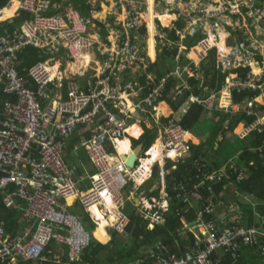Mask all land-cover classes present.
Listing matches in <instances>:
<instances>
[{"label":"built area","instance_id":"built-area-1","mask_svg":"<svg viewBox=\"0 0 264 264\" xmlns=\"http://www.w3.org/2000/svg\"><path fill=\"white\" fill-rule=\"evenodd\" d=\"M97 1L107 8L104 18L99 17L94 4L91 17L67 13L66 22L35 19L27 23L25 33L0 37V203L19 213L25 223L24 229L12 235L0 220V264H43L45 252L53 243L68 248L70 261H79L82 250L92 238L96 239L93 231L100 219L94 207L106 221L103 229L107 235L111 231L124 234L130 221L124 204L149 179L155 166L161 201L151 198L149 203L142 197L138 214L152 230L164 223L165 213L174 210L180 214L177 236L186 242L180 253L158 241L143 246L141 255L125 264H223L225 256L237 260L244 249L256 251L264 264V216L255 211L257 221L246 226L244 212L235 204L230 207H236L239 213L224 216L221 212L228 208L226 201L214 189L218 183L223 191L228 186L236 187L246 178L235 162L217 169H208L198 160L190 162L191 172L171 184V203L164 174L183 163L190 156L189 144H194L185 138L186 131L179 121L170 116H164L166 121H156L153 143H157V156L148 169L145 162L152 157L153 143L146 150L143 147L134 168L126 167L121 156L128 157L135 146L122 155L117 149L124 136L135 137L129 133L137 124L132 122L134 113L155 114V120L163 118L158 107L170 74L158 78L151 88L150 75L145 74L142 83L137 73L146 70L164 46L173 45L176 54L171 76L180 81L174 83L172 97L192 89L185 74L201 78L200 93L191 92L184 101V114L190 103L209 112L237 115L243 110L247 117L256 119L250 125L241 122L243 129L237 135L243 139L260 126L264 135V0H153L154 5L163 7L158 16L168 13L174 18L167 26H162L158 16L153 18L154 58L148 52L146 1ZM24 8L30 10L32 1L26 0ZM224 17L234 21L228 20L223 29L208 28L209 20ZM165 29L174 31L175 38H169L171 32L167 34ZM218 30L225 34L241 32L243 40L230 45L226 42L228 50L223 52L216 43ZM212 34L216 37L214 43H210ZM197 35L192 44L185 43L188 36ZM24 46L38 48V57L44 58L21 74L17 68L21 60L15 50ZM214 48L216 66L228 72L218 89L204 83V70L192 69L201 65ZM86 53L91 56L89 61L84 59ZM184 55L189 59L179 64ZM70 63H76L74 69L69 68ZM140 82L149 89L146 95L137 91ZM245 91L255 95L242 98L241 103L235 100L234 93ZM74 137L78 138L76 148L86 153L93 168L84 193L79 192L75 179L77 166L66 161L68 143ZM263 149L264 139L260 151ZM166 161L172 163L169 169H165ZM145 171L148 177L138 183V176ZM228 174L234 177L225 182ZM78 194L90 211L95 226L92 231L68 209L66 202ZM233 195L238 197L240 192L235 189ZM188 234L193 238L189 239Z\"/></svg>","mask_w":264,"mask_h":264},{"label":"trees","instance_id":"trees-1","mask_svg":"<svg viewBox=\"0 0 264 264\" xmlns=\"http://www.w3.org/2000/svg\"><path fill=\"white\" fill-rule=\"evenodd\" d=\"M51 2H58L59 0H50ZM11 0H0V35L3 33L2 30L4 28L8 29L11 32H16L17 29H21L25 20L32 18L27 13L21 12L18 17L11 22L4 21L10 19L14 16L16 9L13 11H8L7 6ZM71 3L74 7L86 16L89 13L91 8L88 5V0H71ZM6 8V9H5ZM141 32L144 34L145 29L143 28ZM234 40L233 43L237 44L239 41L243 40V36L241 32H234ZM103 34H106L103 31ZM197 36L187 37L189 41H185L187 45L192 44L196 39ZM169 38L174 37V31H171V36ZM176 52V46L174 48L170 47H163L162 55L164 57V62L167 63V57L171 59L174 57ZM38 51L32 48L25 49L22 53L23 59V68L29 67L31 64L35 63L37 60L41 59L37 57ZM186 56V55H185ZM185 58V57H184ZM187 59V58H185ZM216 48L211 49L208 57L202 61L201 69H204L208 74L209 84L210 86L214 87L216 83V89L220 88L222 83L224 82L225 76L228 72H222V68H218L216 66ZM166 66V69L163 71L164 67L160 66L158 62H154L149 65L148 69L152 73L156 75V79L161 78L165 71L169 70L170 65L169 63ZM160 69H159V68ZM21 72L25 74L26 72L21 69ZM123 77H128L124 75ZM190 81L189 83L193 86L191 90H185L184 95L181 96L177 103L172 105V108L176 110L178 105L181 103V100L184 99L189 93L191 92H199L200 89L198 88V82H196L193 77H187ZM143 83L145 82V78H140ZM175 80L173 76H169L167 80V87L166 92L170 89V87L174 84ZM254 92H242L240 94L234 93L235 100H241L242 98H247L254 96ZM160 111L164 115H168V107L165 104V101L159 105ZM208 112L203 109L202 106L199 105H191L189 110L186 114L180 119L179 124L180 126L186 131L191 132L195 129L197 125L203 123V117ZM164 121V118H161ZM256 117H247L246 113L241 110L239 113L231 114L225 113L222 111H215L212 112L211 118V130L208 133L207 138H202V142L198 145L189 144L190 150V157L186 159L183 163H178L176 165L175 170L169 171L167 174L164 175L167 191L169 193L171 203L173 202V194L170 190L171 183L173 181L182 180L191 172L192 168L190 167V162L194 160H198L201 164L206 165L208 169L212 168H220L223 164L229 162H235L237 166L246 173V178L241 181L238 186V192L246 193L249 195H253V198L257 201H261V204L257 206V211L261 212L264 216V149L262 152L260 148L262 146L263 140V133L260 132V128L252 130L248 136L244 139L240 138L234 130L240 131L242 129V125H239L241 122L245 121L247 125L252 124L255 121ZM239 125V126H238ZM238 126V127H237ZM137 126H133L132 132L135 135H138L139 130L136 132ZM229 131L232 132L236 138L243 141L245 143V147L239 153H235L234 155H230L229 157H222L221 159L214 158V153H212L211 149L214 148L215 140L220 136L222 137V141L224 142L226 137L225 133ZM197 132V131H195ZM199 133V132H198ZM156 138V130L155 129H148L145 128L144 134L140 137L136 144H142L144 149H148L150 145L154 142ZM78 138L74 137L70 143H68L66 159L69 155L71 149L77 145ZM129 141L124 140L122 141V145L128 147ZM121 149V148H120ZM211 153V155H210ZM172 165L170 161H166L165 169H169ZM232 177L231 174H228V177L224 180L225 182L229 181ZM158 179V168L155 166L152 170V173L149 177V180L146 181L145 185H147V190L149 187ZM145 186L141 187V190L144 189ZM214 189L216 190L217 196H220L223 192L222 184L218 183L214 185ZM139 190V191H141ZM150 197L158 198L157 191H152L149 193ZM242 211L245 215V220L247 221V226H251L254 221L256 220L254 209L249 207H241ZM79 211V210H77ZM124 212L128 214L130 218L129 225L125 228V234L120 235L111 231V239L108 240V236L104 230H94L93 235L94 237L102 242L99 243L95 239H91L89 246L86 249H83L81 252V258L79 261H70L67 257V252L65 254V258L58 262L54 260L52 257L47 258L43 261V264H125L129 263L130 261L134 260L137 255H141V249L143 246H149L155 242L165 243L169 245L173 251L180 253V247L183 245L186 240L180 239L177 236L176 230L181 226L180 223V214L176 215L174 210L170 213H167L165 216V221L161 225L155 226L152 230H148L147 222L143 221V219L138 214V209L136 205L133 203H128L125 206ZM80 219L86 225L88 231H92L94 225L88 219V215L86 213H79ZM0 220L4 221L5 228L7 233L15 234L17 231L25 228V223L22 219V216L14 210L5 208L0 203ZM106 242V243H105ZM178 243V245H177ZM245 251L241 256L234 261L230 256H225L223 264H260L258 259V253H253L250 250L244 249ZM242 251V252H243ZM241 252V253H242ZM48 256H51L48 254ZM256 259V260H254ZM22 264H32V261L21 262Z\"/></svg>","mask_w":264,"mask_h":264},{"label":"crops","instance_id":"crops-1","mask_svg":"<svg viewBox=\"0 0 264 264\" xmlns=\"http://www.w3.org/2000/svg\"><path fill=\"white\" fill-rule=\"evenodd\" d=\"M146 2H147V8H144V12H145V14H147V12L149 11V7H148V0H145ZM15 1H11V6H14V7H16V2L14 3ZM156 2H157V0H156ZM157 5L158 4H153V11L156 13V14H159V13H161L163 10H158L157 11V8H155V7H157ZM86 16H89V17H91V14H90V10H89V13L88 14H86ZM169 16H170V14H169ZM99 17L100 18H102L101 16H100V14H99ZM12 20V21H11ZM9 22H13L14 21V18H12ZM173 22V21H172ZM172 30H169V34H170V32H171ZM184 41H189V39H185ZM171 48H174V45L171 47ZM175 54H176V52H175ZM174 57H175V55H174ZM174 57L171 59L170 57H167V59H166V61H167V63H165V62H163V61H160L159 62V65L160 66H163L164 67V69H163V71L166 69V66L165 65H167L168 63H169V65H170V68H169V70H167V71H165L163 74L165 75V74H170L171 75V73H173V71H174V69H173V63H174ZM187 58V59H189L187 56H181V58L178 60V62H179V64H183V63H185V60H187V59H185V58ZM163 59H164V57H163ZM74 64H76V63H74ZM159 68V67H158ZM21 69H23V66L20 68V70ZM160 69V68H159ZM192 69H193V71H202V70H204V69H201V65H199V66H192ZM145 74H149L150 75V81H151V88L153 87V86H155L158 82L156 81L157 79H156V75L154 74V73H152L151 71H149V69H146V70H144L142 73H140L139 75H138V73H137V76H138V78L137 79H140V78H145ZM184 77L185 78H187V76H186V74L184 75ZM193 79L196 81V82H199L200 80H201V78H198V77H196V76H194L193 77ZM175 80V79H174ZM204 83L205 84H209L208 82H209V80H208V74L206 73V71L204 70ZM141 81V80H140ZM146 81V80H145ZM179 81H180V79L178 78V77H176V80H175V84H179ZM142 82V81H141ZM139 83L138 84V86L139 87H137L138 88V90L137 91H139V95H146V92L149 90L148 89V87H145V86H143L142 85V83ZM190 81L187 79V83L190 85V83H189ZM218 84L216 83V85L214 86L215 88H216V86H217ZM192 86V85H191ZM167 87V86H166ZM192 89H193V86H192ZM151 90V89H150ZM172 90L174 91V84L170 87V89L167 91V93L166 94H164L165 92H166V89L163 91V96H162V100L163 101H165V104L167 105V107H168V111H169V114H168V116H170V117H172V118H175L176 120H178V121H180V119L186 114V112L189 110V108H190V106L191 105H196V104H189V106H188V108H187V110H186V112H185V114L183 113V108H184V101L185 100H187L188 99V97H189V95H190V93L184 98V99H182L181 100V103L178 105V107L176 108V110H174L173 108H172V105L173 104H175V103H177V101H178V99L181 97V96H183L184 95V92L181 94V95H177V94H174V95H176V97L175 98H173L172 97ZM185 91V90H184ZM138 93V92H137ZM193 93H195V92H193ZM137 97V94L136 95H133V96H131V98H130V101L131 100H135V98ZM122 98V97H121ZM124 104H126V101H124ZM224 104H226V101H224ZM203 109H205L204 107H203ZM207 111V110H206ZM208 113L203 117V119H202V121H211V118H212V111L211 112H209V111H207ZM155 116H157V115H155L154 114V116H152L150 113H148V114H144L143 116H140V115H138L137 113H134V120H135V122L137 123V125H135V126H137V129H136V132L139 130V133H138V135H136L137 137H139L140 135H143L144 134V132H145V128H148V129H157V127L155 126V124H156V121H163L162 119H160V120H155ZM165 115L163 114V118H164V121H166V120H168L166 117H164ZM143 121H149L150 122V125H151V127L149 126V125H145L144 123H143ZM242 124V123H241ZM141 127V128H140ZM201 128V127H200ZM200 130V129H199ZM198 131V130H197ZM237 132V131H236ZM189 135L188 137L186 136L185 138H187V139H192V140H194V141H197L198 143L196 144V145H198V144H200L203 140L202 139H200V138H198L197 136H195L194 134H192L191 132H186V134L185 135ZM137 137H134V138H130L128 135H126V136H124L123 138L124 139H126V140H128L129 141V146H132V145H134L135 147H137L138 145L136 144V141H138V139H137ZM129 138V139H128ZM139 139H140V137H139ZM72 140H74V138H72L70 141H69V143L72 141ZM142 145V144H141ZM216 149V148H215ZM190 157V156H189ZM188 157V158H189ZM188 158H185L184 160H186V159H188ZM67 161L69 162V163H72L73 165H75V166H77V168H78V171L76 172V174H75V179H76V181L78 182V189H79V192H81V193H84L85 191H87L88 190V187H89V175L93 172V168L91 167V165L89 164V160H88V158H87V156H86V153L82 150V149H78V148H76V146H74L72 149H71V151H70V153H69V155L67 156ZM171 171V170H170ZM169 172V171H168ZM168 172H166L165 174H167ZM164 174V175H165ZM147 180H149V179H147ZM164 180H165V178H164ZM178 181V180H177ZM173 182H175V181H173ZM172 182V183H173ZM146 183V182H145ZM145 183H143L142 185H140L139 186V189H141V187L144 185L145 187H144V191H146V192H148V193H150V192H152V191H157V193H158V198H155V197H150L149 196V198H148V200H149V203L151 202V198H155L156 200H158V201H161V199H160V193H159V185H157V182L155 181L150 187H149V189L147 190V185H145ZM171 183V184H172ZM165 186H166V182H165ZM234 186V185H233ZM238 185H236V187L234 186V190H229L230 189V187L228 186V189H226V190H224L222 193H221V195H220V197H223L224 198V200L226 201V206L228 207V208H225V209H223V211L221 212L224 216H231V215H236V214H238L239 212H237L236 214H230V212H229V207H230V204H235L236 205V207L239 209V210H241V207H243L242 206V204L240 203V201L238 202V199H237V197H235L233 194H234V192H235V189H237L238 190V187H237ZM166 192L168 193V191H167V187H166ZM170 190H172L171 189V186H170ZM228 190V191H227ZM239 191V190H238ZM172 192V191H171ZM81 194H78L77 196H75V197H70V198H73V200H72V202H69V199H68V201L66 202L67 204H68V209L73 213V214H75V215H77L78 217H80V215H79V213L80 212H82V213H86L87 215H88V219L91 221V223L94 225V223H93V219H91V217H90V211H88V210H86L85 208H84V206L82 205V203L80 202V198H79V196H80ZM168 195H169V193H168ZM240 196H245V198L248 200V202H249V205L247 206V207H251V208H253L254 209V214H255V211L256 212H258L257 211V206L258 205H260L261 204V201H257L256 199H254L253 198V195H249V194H246V193H241L240 192ZM240 203V204H239ZM255 207H254V206ZM96 207H94V209H95ZM77 210H79V211H77ZM102 216V215H101ZM103 217V216H102ZM81 218V217H80ZM103 219L104 218H101L100 219V221H98L99 222V224L101 223L102 224V221H103ZM82 221V220H81ZM83 222V221H82ZM84 223V222H83ZM94 228H95V226H94ZM93 228V229H94ZM108 236V235H107ZM108 241H109V236H108ZM184 244V243H183ZM177 245H178V243H177ZM172 249V248H171ZM48 250H51L52 252H51V257L54 259V260H56V261H62L65 257V254H66V252H67V247L66 246H64V245H61V244H58V243H53L52 245H50L49 247H48ZM180 251H181V247H180V249H179ZM247 250H249V249H247ZM250 251H252L253 253H257L256 251H254V250H250ZM176 252V251H175ZM245 251H243L241 254H243ZM48 258V257H47ZM261 264V263H260Z\"/></svg>","mask_w":264,"mask_h":264},{"label":"bare ground","instance_id":"bare-ground-1","mask_svg":"<svg viewBox=\"0 0 264 264\" xmlns=\"http://www.w3.org/2000/svg\"><path fill=\"white\" fill-rule=\"evenodd\" d=\"M11 1H15L16 2V7L11 6L12 3L10 2L9 5L7 6V10L8 11H13V10L16 9V12L14 13L15 17L13 16L14 19L16 17H18L21 12L29 14V16H31L32 18L25 20V22H24L23 26L21 27V29H17L16 32H11L8 29L4 28L2 30L3 33L0 35V37L5 36L6 34H8V35H17V34L25 33L26 30H27V23L31 22V21H34L35 19L58 18V19L62 20L63 22H66L67 21V17H66L67 13L68 14H72V16H83V14H81V12L74 7V5L71 3V0H59L58 2H51L50 0H31L32 1V8H29L30 10H26L24 8L26 0H11ZM94 4H96V6L98 8L100 16L102 18H104L106 10H107L106 6L105 5H100L97 0H88V5L92 6ZM45 5H47V7H45ZM148 7H149V11L147 12V14L144 17V19H145V22L147 23V25L149 27L148 52L152 56V58H154L155 54H154V48H153V18L157 17L158 14H156L153 11V7H154L153 6V0H148ZM2 11H0V12H2ZM158 18H159V21L161 22L162 26H167L166 23H168V25H169V23L174 19L172 16H169L168 13H164L163 16H158ZM162 18H165V22H162V20H161ZM11 19H12V17L10 19L4 21L3 23H5L7 21L9 22ZM1 24L2 23H0V25ZM220 34H222V38L219 36V38L217 39L216 43L218 44V46L221 49V51L224 52V51L228 50L227 47H226L227 34H225L222 30H218V35H220ZM212 37H215L214 34L211 35L210 43H214L215 40H216V37H215V39H212ZM25 49H29V47L24 46L21 49L15 50V52L18 55L19 60H21V63L17 65L18 71L21 74H23L21 72V70H20V68L23 65L22 53L24 52ZM32 49H34V48H32ZM36 49H38V48H36ZM37 57H38V55H37ZM90 57H91L90 54L86 53L85 56H84L85 61H89ZM38 58H41L39 60H42L44 57H38ZM58 64L59 63H57L55 65V67H54L55 69L58 67ZM69 68L70 69H74L75 68V64L74 63H70L69 64ZM23 70L27 73L28 68L24 67ZM158 110H160V106L158 107ZM132 128L129 130V133L131 135L137 137L132 132ZM240 131H237V132H240ZM186 136L188 137L189 135L187 134V135H185V137ZM124 140H126V139L123 138L121 141H119L117 148H119V149L121 148L123 151H129L130 150V146L129 145H128V147H125V146L122 145V141H124ZM156 148H157V143L155 142V143H153V149L150 151V153L152 154V157H151V159H149V160H147L145 162L147 164V168L146 169H148V167H149L148 165L150 163H152V161H154L156 159V156H157ZM146 172L147 171H145V173H142L141 175L138 176V183L142 182L145 178L148 177V173H146ZM69 202H72L71 198L69 199ZM110 206H111V203L108 202V207H110ZM105 224H106V221H104L103 224H101V226L98 225V227L95 230L103 229Z\"/></svg>","mask_w":264,"mask_h":264},{"label":"rangeland","instance_id":"rangeland-1","mask_svg":"<svg viewBox=\"0 0 264 264\" xmlns=\"http://www.w3.org/2000/svg\"><path fill=\"white\" fill-rule=\"evenodd\" d=\"M110 6V5H109ZM163 9V7H162V5H160V4H158L157 5V11L158 10H162ZM15 17V16H14ZM13 18V17H12ZM162 20V22H165V18H162L161 19ZM228 20H231V21H234L233 19H231V18H216L215 20H209V26H208V28H212V29H223V27H224V24L225 23H228ZM166 25H168V23H166ZM233 32V31H232ZM228 34V33H227ZM231 33L229 32V34L227 35V37H226V42L230 45V44H233V40H234V33L233 34H231ZM221 38H222V34H220L219 35ZM212 39H215V37H212ZM211 39V40H212ZM218 45V44H217ZM35 50H37V49H35ZM155 61H157L155 58H154V62ZM64 62V61H63ZM158 62V61H157ZM76 65V64H75ZM68 67V66H67ZM165 116H168V115H165ZM133 121H135L134 119L132 120V122ZM264 122V121H263ZM143 123L145 124V125H149L150 127H151V125H150V122L149 121H143ZM242 125V124H241ZM210 126H211V122L210 121H204L203 123H200L199 125H197L196 127H195V129L194 130H192L191 131V133L192 134H194L195 136H197L198 138H200V139H202V138H207L208 137V133L210 132V130H211V128H210ZM201 127V128H200ZM200 129V130H199ZM242 129H243V125H242ZM198 130V131H197ZM195 131H197V132H195ZM242 131V130H241ZM199 132V133H198ZM234 133H236L237 134V132L234 130ZM240 133V132H239ZM225 137H226V139H225V141L224 142H221L220 144H219V147L218 148H216L215 149V147L214 148H212L211 149V151H212V153H214V158H216V159H221L222 157H229L230 155H234L235 153H239V152H241V150L245 147V143L243 142V141H241V140H239L238 138H236L235 137V135L232 133V132H229V131H227L226 133H225ZM193 143L194 144H197L198 142L197 141H193ZM118 149V153L120 154V155H122V154H125L126 152H129V151H123L122 149H119V148H117ZM210 155H211V153H210ZM170 157H173V155H170ZM66 161H67V159H66ZM68 162V161H67ZM144 186V185H143ZM142 186V187H143ZM128 190L129 189H126L125 191L126 192H128ZM141 190V189H140ZM229 190H234V186H230V189ZM134 196H135V198H137V199H139L140 197H146V198H149V193L148 192H146V191H144L143 189L141 190V192L140 193H138V191L134 194ZM237 199H238V202L240 201V203L242 204V206H243V208H245V207H247L248 205H249V202H248V200L245 198V196H238L237 197ZM71 200H73V198H71ZM239 203V204H240ZM94 212H95V214H96V216L99 218V219H101V218H103L101 215V212L100 211H98L97 210V208H95L94 209ZM196 211L195 210H192V214L194 215V214H196L195 213ZM229 212H230V214H236L237 213V210H236V207H230V210H229ZM105 220L103 219V221H102V224H103V222H104ZM144 221V220H143ZM130 222V221H129ZM98 223V222H97ZM98 225L99 226H101V224H99L98 223ZM128 225H129V223H128ZM101 230H104V229H101ZM111 233V232H110ZM109 233V239H111V234ZM188 238L189 239H192L193 238V236L192 235H190V234H188ZM106 242H108V240L106 241ZM105 242V243H106ZM102 243V242H101ZM48 248H47V250H46V255L47 254H49L48 252ZM68 253H69V250H68V248H67V255H68ZM49 257V256H48ZM258 259H259V261H260V263L261 264H263V262H262V259H261V257L258 255ZM254 260H256V259H254Z\"/></svg>","mask_w":264,"mask_h":264},{"label":"water","instance_id":"water-1","mask_svg":"<svg viewBox=\"0 0 264 264\" xmlns=\"http://www.w3.org/2000/svg\"><path fill=\"white\" fill-rule=\"evenodd\" d=\"M143 149V146L139 144L135 149L133 150L132 153L129 154L128 157L126 156H121L122 160L125 162V166L129 168H134L135 167V161L136 158L138 157L139 153ZM139 200V199H138Z\"/></svg>","mask_w":264,"mask_h":264},{"label":"flooded vegetation","instance_id":"flooded-vegetation-1","mask_svg":"<svg viewBox=\"0 0 264 264\" xmlns=\"http://www.w3.org/2000/svg\"><path fill=\"white\" fill-rule=\"evenodd\" d=\"M165 32L167 33V34H169V30L168 29H165ZM158 57L156 58V60L158 61V64H159V62L160 61H163L164 62V59H163V55H162V53H161V51H158ZM156 62V61H155ZM152 63H154V61L152 62ZM151 63V64H152ZM146 69H148V68H146ZM138 191V193H140L141 191H139V190H137ZM137 191H135V193L137 192ZM131 199L130 200H128V201H126L125 202V204H124V209H125V206L126 205H128V203H133L134 201H136L137 200V198H135V196L133 195V196H131L130 197ZM141 198V197H140ZM145 198V197H144ZM135 204H136V202H134ZM123 209V210H124ZM94 239V238H93ZM97 242H99V243H101L100 241H98L97 239H95ZM49 254H51V252L49 253ZM47 257H48V254H47ZM51 256H49L48 258H50ZM67 257H68V255H67ZM68 259H69V257H68ZM58 262H61V261H58Z\"/></svg>","mask_w":264,"mask_h":264},{"label":"clouds","instance_id":"clouds-1","mask_svg":"<svg viewBox=\"0 0 264 264\" xmlns=\"http://www.w3.org/2000/svg\"><path fill=\"white\" fill-rule=\"evenodd\" d=\"M240 124H241V123H240ZM240 124H239V125H240ZM239 125H238V126H239ZM238 126H237V127H238ZM259 128L262 129L263 127L260 126ZM218 139H220V141H219V144H220L223 138L219 136V137L215 140V142H217ZM243 139H244V138H243ZM263 139H264V135H263ZM262 142H263V140H262ZM214 144H215V143H214ZM194 145H196V144H194ZM214 147H215V146H214ZM218 147H219V146H218ZM218 147H217V148H218ZM146 181H147V180H145L143 183H145ZM143 183H142V184H143ZM142 184H141V185H142ZM232 186H233V185H232ZM139 190H140V189H139ZM141 198H142V197H141ZM141 198H139V200L137 199L136 201H134V202H136V204L133 202V203L136 205V207H137L138 210H139V208H140L141 206H143V205H142L143 202H142ZM133 203H132V204H133ZM241 210H242V208H241ZM167 213H168V212H167ZM167 213H165L164 215H166ZM126 215H128V214H126ZM139 216H140V215H139ZM164 218H165V216H164ZM244 218H245V215H244ZM164 221H165V220H164ZM255 221H257V218H256ZM255 221H254V222H255ZM243 224H244V225L247 224V221H246L245 219H244V221H243ZM246 226H247V225H246ZM115 233H116V232H115ZM117 234H118V233H117ZM124 234H125V233H124ZM124 234H120V235H124ZM109 240H110V239H109ZM240 256H241V255H240ZM233 260H234V259H233ZM234 261H236V260H234Z\"/></svg>","mask_w":264,"mask_h":264}]
</instances>
